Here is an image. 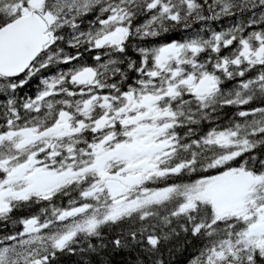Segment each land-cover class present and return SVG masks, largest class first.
<instances>
[{
  "label": "snow or ice",
  "instance_id": "snow-or-ice-1",
  "mask_svg": "<svg viewBox=\"0 0 264 264\" xmlns=\"http://www.w3.org/2000/svg\"><path fill=\"white\" fill-rule=\"evenodd\" d=\"M0 264H264V0H0Z\"/></svg>",
  "mask_w": 264,
  "mask_h": 264
}]
</instances>
